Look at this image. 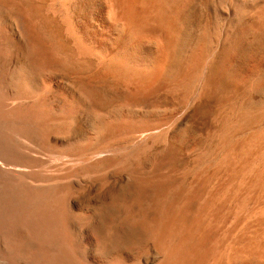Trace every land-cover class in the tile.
<instances>
[{
    "label": "bare ground",
    "instance_id": "6f19581e",
    "mask_svg": "<svg viewBox=\"0 0 264 264\" xmlns=\"http://www.w3.org/2000/svg\"><path fill=\"white\" fill-rule=\"evenodd\" d=\"M109 1L112 54L91 56L121 95L89 80L52 99L42 78L62 61L34 25L38 5L0 0V264H264V0ZM158 93L210 108L207 136L191 147L174 109L146 106ZM77 118L90 132L51 149Z\"/></svg>",
    "mask_w": 264,
    "mask_h": 264
},
{
    "label": "rangeland",
    "instance_id": "374dc122",
    "mask_svg": "<svg viewBox=\"0 0 264 264\" xmlns=\"http://www.w3.org/2000/svg\"><path fill=\"white\" fill-rule=\"evenodd\" d=\"M34 2L39 7V12H37L34 18H32L34 25L37 31L51 45L54 51L58 53V56L62 61L60 63V67L54 69L55 72L51 77L49 75L47 78H42L43 84L48 89V96L52 99H64V97L68 98V96H70L69 93L72 95L73 93L77 92V87L79 86L78 84H80V81L89 80H93V82L96 81L97 85L99 87L101 86L100 89L104 92V95L107 98L113 99L112 97L115 98V96H120L122 91L121 89L119 90L120 87H115V85L110 87L113 84L111 80L102 83L100 82L101 79L97 78L98 76L96 72L98 70V60L91 56L92 53H97L99 56L102 54L105 58H107L112 54V52H110L112 48L109 46L110 41L108 40L105 32L101 31L102 29L100 25L101 16L103 14L106 15V13L110 11L111 2L109 0H58L56 4H54L52 0H34ZM9 35H12V33ZM10 39L12 42L10 43L11 45H9L10 52L8 55V62L11 64H17L24 58L23 55L25 47L19 43L14 35L10 37ZM80 47L82 49L84 47L86 52L88 51L87 53H90V56L85 55L86 52ZM79 48L82 51L79 50ZM83 52L85 54L81 55ZM102 55L101 57H103ZM105 86H107L109 90L106 89ZM117 91L120 92L117 94ZM158 94L148 97L146 99V106H150V108L156 107L158 110H160L158 113H162V111H166V109L168 110L169 108L171 110L174 109L175 111L172 110V112L169 109L171 116L172 113H174V117L172 118L170 116V119H175V121L178 123L189 126V130L192 128L191 132H189L191 134L188 135L190 136L188 138L192 144L190 145L191 147L196 142L194 141V143H192V139L197 140L198 138L202 139L203 137L207 136L212 125L210 108L202 107L196 110L190 108L188 110L185 109V112L182 108L178 109V107H176L175 109V106H173V101L167 98L168 96H166L164 93ZM213 107L214 114L216 112V106L213 104ZM180 109L182 110L181 112H179ZM176 111H178L179 114ZM158 115L160 114H157V116ZM161 115L158 117L164 118L165 116V119H167V117H169V112H163ZM85 123L86 122L83 121V119L81 120V118H77L69 133L62 136L58 135L52 137L47 142L48 146L57 152H63L66 146L71 144L73 145V143L77 142L79 138L87 135L90 132L89 126ZM190 142L188 141V145L177 144V148L179 147L178 151L180 159L183 157L181 159V163H183L185 166H187L186 164H190L189 158H186L188 152L191 150L189 146ZM72 150L77 151L75 148H72ZM213 176V186L216 190L220 184V181L222 180V176L218 173V171L215 170V168L213 169ZM89 187L91 186L87 187L88 192L86 191L87 193L85 192L86 194H84V196L86 197L87 195V198L91 196L89 197L91 199L93 193L91 192L92 189ZM85 197L82 198V201H84L83 199ZM86 199L85 201H88V199ZM259 199L263 202L264 194L261 195L260 198L258 197V200L256 198L258 202ZM256 200L250 201L247 206L250 208L253 207ZM225 203L226 204H224L225 207L223 208L225 209L223 213L227 214L226 216L224 215L226 217L224 218L226 220L225 223L223 222L224 226H226L229 221L232 220V214L230 211L232 205L230 206V202L229 204L228 202Z\"/></svg>",
    "mask_w": 264,
    "mask_h": 264
}]
</instances>
